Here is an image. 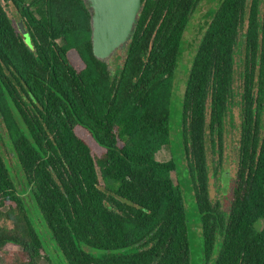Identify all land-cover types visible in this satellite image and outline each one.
<instances>
[{"label": "trees", "instance_id": "16d2710c", "mask_svg": "<svg viewBox=\"0 0 264 264\" xmlns=\"http://www.w3.org/2000/svg\"><path fill=\"white\" fill-rule=\"evenodd\" d=\"M199 1L140 0L110 62L92 55L82 0H0V139L20 181L0 151V264H39L31 209L65 264H189L183 198L170 176L181 158L202 264H264V0H217L208 11L184 70L175 155L155 159L169 145L172 80ZM238 48L240 122L222 212L208 196L206 141L220 152Z\"/></svg>", "mask_w": 264, "mask_h": 264}, {"label": "rangeland", "instance_id": "374dc122", "mask_svg": "<svg viewBox=\"0 0 264 264\" xmlns=\"http://www.w3.org/2000/svg\"><path fill=\"white\" fill-rule=\"evenodd\" d=\"M217 0H200L195 9L191 12L186 29L183 32V50L178 58L175 74L172 80V94L168 115H169V134H168V146L161 147L155 153V159L158 161H166L170 157L175 155L173 142L174 138H177L176 128L180 124V103L181 96L184 87L185 80V68L188 67L190 62V57L194 52L196 44L200 38V35L209 19L208 11L215 7ZM1 4L4 5V9L7 15L10 17L13 26L18 22V14L10 3L1 1ZM114 55H121V52L118 51ZM241 57V49L238 48L235 51L234 59L236 64L234 66V75H233V94L230 99V103L225 111L223 124H222V137H221V149L220 152L216 148L215 144H212L211 141H206V164L208 167V196L211 203L218 204V208L222 212H226L228 207V201L230 198L231 187H232V177L235 170V161H236V144L238 139V127L240 122L239 115V93L241 91V77L239 72L241 66L239 63V58ZM110 62L113 61L112 56L108 59ZM120 62V59L117 60ZM207 112V111H206ZM76 134L84 138L82 132L76 131ZM4 143L0 142V151L3 158L5 159V164L8 170V173L15 184H20L18 176V167L16 160H14L12 152L5 146L6 140L4 135L0 139ZM170 149V150H169ZM93 154L96 156L99 152L94 149H91ZM182 168H181V166ZM180 165L177 161V166L175 172H171L170 176L173 182L177 180L178 187L181 191L183 198V207L185 210V216L187 220V243H188V252H189V264H202L201 260V234L197 222V213L195 210V204L191 196V192H187L186 182L183 180L185 160L181 158ZM228 176V180L223 179L222 174ZM30 215L33 220L41 241H42V250L41 259L39 264H65V261L61 253L55 248L50 236L47 231L44 232L43 227L40 223V218L37 214L30 210ZM1 223V221H0ZM6 226L10 224L5 222ZM83 250L87 252L97 253L95 250H91L87 247H82Z\"/></svg>", "mask_w": 264, "mask_h": 264}, {"label": "water", "instance_id": "95a60500", "mask_svg": "<svg viewBox=\"0 0 264 264\" xmlns=\"http://www.w3.org/2000/svg\"><path fill=\"white\" fill-rule=\"evenodd\" d=\"M89 14V41L92 55L106 61L127 44L136 24L140 0H82ZM16 28L25 43L27 32L21 22Z\"/></svg>", "mask_w": 264, "mask_h": 264}, {"label": "crops", "instance_id": "0c3cea01", "mask_svg": "<svg viewBox=\"0 0 264 264\" xmlns=\"http://www.w3.org/2000/svg\"><path fill=\"white\" fill-rule=\"evenodd\" d=\"M4 249H7V250H14V249H16V247L13 246V245H5V246H4Z\"/></svg>", "mask_w": 264, "mask_h": 264}]
</instances>
